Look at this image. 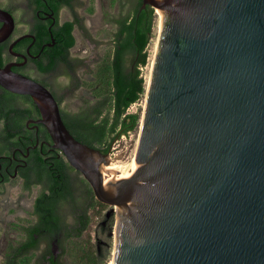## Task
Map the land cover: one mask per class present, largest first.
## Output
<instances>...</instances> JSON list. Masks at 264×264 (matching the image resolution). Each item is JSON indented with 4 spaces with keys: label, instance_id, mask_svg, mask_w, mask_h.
<instances>
[{
    "label": "water",
    "instance_id": "1",
    "mask_svg": "<svg viewBox=\"0 0 264 264\" xmlns=\"http://www.w3.org/2000/svg\"><path fill=\"white\" fill-rule=\"evenodd\" d=\"M148 5L162 13L139 142L114 177L112 148L75 138L53 92L14 70L28 57L13 47L35 35L11 44L25 61L0 65V85L33 98L30 122L117 206L112 264H264V0ZM0 22L1 44L16 21L0 8Z\"/></svg>",
    "mask_w": 264,
    "mask_h": 264
},
{
    "label": "trees",
    "instance_id": "2",
    "mask_svg": "<svg viewBox=\"0 0 264 264\" xmlns=\"http://www.w3.org/2000/svg\"><path fill=\"white\" fill-rule=\"evenodd\" d=\"M124 1L119 14L111 19L112 47L93 74L83 80V88L90 98L83 106L76 111L66 110L58 91L47 79L41 80L57 98L65 124L75 138L103 152L110 151L122 136L139 129L141 114L128 110L147 92L143 69L150 63L149 46L157 9L151 5L142 9L143 0ZM119 2L110 0L112 6ZM79 22L78 18L75 21L68 18L60 27H54L56 44L43 50L47 41L52 42L51 34L41 26L31 31L36 37L31 51L40 54L33 62L41 75L61 73L73 77L76 73L79 63L72 58L71 51L77 44L75 31ZM33 41L26 38L21 41L22 46L27 47ZM2 48L0 44V65L5 66ZM0 93V121L3 120L0 155L11 154L16 146L26 153L30 144L21 142L29 134L26 121L41 117L39 108L29 95L13 93L1 85ZM20 101L25 102V108L17 105ZM40 127L47 131L43 124ZM41 148L40 145L31 148L30 166L22 173L23 190L29 193L35 188L38 190L34 218H19L15 224L19 238L6 251L4 264H66L65 259L73 264H101L93 231L110 204L97 197L90 183L61 150H50L52 146L48 145H44L43 151Z\"/></svg>",
    "mask_w": 264,
    "mask_h": 264
},
{
    "label": "rangeland",
    "instance_id": "3",
    "mask_svg": "<svg viewBox=\"0 0 264 264\" xmlns=\"http://www.w3.org/2000/svg\"><path fill=\"white\" fill-rule=\"evenodd\" d=\"M123 1L121 0L119 4L112 6L110 0H79V3L75 7L76 14L72 11L63 12L62 17L64 19L76 17L80 20L75 31L77 44L71 51L72 58L75 59L76 63H79L73 77L61 73L45 76L31 69L34 75L47 79L56 91H58L63 97L62 106L66 110L76 111L84 105L86 99H90L83 88V80H86L93 74L101 59L106 55L110 47H112L114 26L111 19L119 14ZM0 4H15L19 6V4H22V1L0 0ZM22 15V12L17 10V16L22 17ZM160 25L161 20L157 10L153 38L149 46L150 63L143 69L147 86L158 45ZM20 29L23 30L25 27L20 26ZM81 81L82 86L80 85L78 87V83ZM145 100L146 95L139 102L133 104L128 111L130 113H140L142 116L145 108ZM140 131L141 127L137 131L122 136L121 139L113 144L109 155L110 165H108L114 166L115 168L113 170H124L133 161L135 162ZM108 166H104L103 172L104 174L108 173L110 175ZM37 192V188L31 193L23 190L22 181L19 178L14 179L6 185L5 191L0 197V264H4L6 251L19 238L17 227H15V224L19 223V218H34V201ZM116 209V205L110 204L103 216L98 220V224L93 231V238L101 264H112L113 261ZM55 251L58 252L57 248H55ZM65 260L66 264H73L69 259Z\"/></svg>",
    "mask_w": 264,
    "mask_h": 264
},
{
    "label": "flooded vegetation",
    "instance_id": "4",
    "mask_svg": "<svg viewBox=\"0 0 264 264\" xmlns=\"http://www.w3.org/2000/svg\"><path fill=\"white\" fill-rule=\"evenodd\" d=\"M22 4L15 5H1L0 8H3L5 10H8L13 16L15 17L16 21V28L11 35V37L6 40L5 42L1 43L3 44V56L6 59V64L9 62H24L25 59L19 55L14 54L10 46L11 44L18 39L21 35L26 33H31L33 29H35L38 26H41L44 28L45 31L51 34L52 42L47 41L42 50L45 47H53L56 44V39L53 33L54 27H60L63 22L64 18L62 17L64 11H72L74 14H76L75 7L79 3V0H21ZM121 1V0H119ZM119 4V3H118ZM17 10L22 12V17L17 16ZM75 18H70V20L75 21ZM2 26V23L0 22V27ZM20 26H24L25 29L21 30ZM77 27V25H76ZM33 34V33H31ZM34 35V34H33ZM36 38V37H35ZM24 40V39H23ZM21 40V41H23ZM19 41L14 47L13 51L19 54H25L27 55L28 59L27 61L20 66L13 67L15 71L20 72L22 74H25L40 83L42 82V77H37L33 74V69L36 73L41 74L39 72L38 66L33 62L35 59L40 58V54H33L31 51V47L35 43V39L32 43H30L27 47L22 46V42ZM51 44L48 46L47 44ZM30 51V55L29 54ZM32 59V60H31ZM5 64V65H6ZM64 76V75H63ZM3 94V91H1ZM0 93V96L2 94ZM25 102L22 103L20 101L17 105L26 107L24 105ZM40 117H31L26 121V128L29 134L27 136H24L21 139L22 143L28 142L30 145L27 147V152L24 153L23 150L20 148V146H16L11 154H2L0 155V197L2 196L3 192L5 191L6 185L8 183H11L14 179H20L23 181L22 173L26 170H28L30 166L29 158L31 156L30 150L31 148L35 149L40 145L43 151L44 145L52 146V139L49 133L46 130H42L40 127L41 124H35L33 122H30L31 120L39 119ZM2 121V122H1ZM0 121V125H2L3 120ZM49 137H48V135ZM34 143L35 145H31ZM55 148H51L50 150H53Z\"/></svg>",
    "mask_w": 264,
    "mask_h": 264
},
{
    "label": "bare ground",
    "instance_id": "5",
    "mask_svg": "<svg viewBox=\"0 0 264 264\" xmlns=\"http://www.w3.org/2000/svg\"><path fill=\"white\" fill-rule=\"evenodd\" d=\"M157 10H158V14H159V16H160V18H161V13H162V11H161V9H158V8H157ZM160 27H161V25H160ZM159 32H160V31H159ZM149 79H150V78H149ZM148 82H149V80H148ZM133 163H134V161H133ZM114 165H116V164H114ZM114 168H115L114 166H108V169H109V170H111V169L113 170ZM118 169H119V168H118ZM118 171H119V173H120L122 170H118ZM104 175H105V177H114V176H115V175H112V174L109 175L108 173H105ZM116 176H117V175H116Z\"/></svg>",
    "mask_w": 264,
    "mask_h": 264
}]
</instances>
